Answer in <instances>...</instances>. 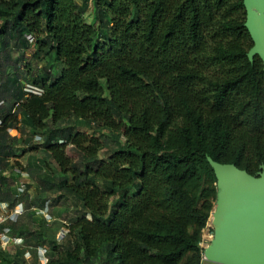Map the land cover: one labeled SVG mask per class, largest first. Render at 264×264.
Returning a JSON list of instances; mask_svg holds the SVG:
<instances>
[{"label": "trees", "instance_id": "trees-1", "mask_svg": "<svg viewBox=\"0 0 264 264\" xmlns=\"http://www.w3.org/2000/svg\"><path fill=\"white\" fill-rule=\"evenodd\" d=\"M245 20L243 0H0V204L26 209L0 264H40V246L46 264H201L210 159L264 165V68ZM34 43L41 67L24 64ZM17 167L35 195H18ZM69 199L59 241L64 223L32 207Z\"/></svg>", "mask_w": 264, "mask_h": 264}, {"label": "water", "instance_id": "water-1", "mask_svg": "<svg viewBox=\"0 0 264 264\" xmlns=\"http://www.w3.org/2000/svg\"><path fill=\"white\" fill-rule=\"evenodd\" d=\"M245 26L253 40L248 52L264 68V0H243ZM218 178L214 209L215 237L205 258L217 264H264V165L257 175L234 163L210 159Z\"/></svg>", "mask_w": 264, "mask_h": 264}, {"label": "built area", "instance_id": "built-area-1", "mask_svg": "<svg viewBox=\"0 0 264 264\" xmlns=\"http://www.w3.org/2000/svg\"><path fill=\"white\" fill-rule=\"evenodd\" d=\"M27 38L32 42L34 41V37L31 34L27 35ZM25 90L29 93H35L38 95H42L43 89L39 88L34 85L25 86ZM1 124V120H0ZM36 140H40L41 136L37 135ZM23 165V164H22ZM16 171L21 173L22 178L17 184L18 188V195L22 196L27 188H26V181L28 180V173L23 170L21 167H17ZM49 201H46L43 207H32V210L36 211L38 214L42 215L46 218L49 222L50 214H49ZM215 209V207H214ZM214 209L211 212L205 226L201 231V238L199 241V245L201 248V264H214V262H210L205 258L204 251L208 248L214 237H215V223H214ZM25 205L23 202H18L14 207H11L7 202H2L0 204V248H8L11 245H21L23 244L24 240L22 237H17L12 235L10 222H15L19 219V217L25 212ZM39 255L42 257V264L47 263L46 259V248L38 247ZM26 256L30 257V253L26 252ZM217 264V263H215Z\"/></svg>", "mask_w": 264, "mask_h": 264}, {"label": "rangeland", "instance_id": "rangeland-1", "mask_svg": "<svg viewBox=\"0 0 264 264\" xmlns=\"http://www.w3.org/2000/svg\"><path fill=\"white\" fill-rule=\"evenodd\" d=\"M89 21H92V18L89 17ZM37 46L36 44H32L31 48L27 51V57H26V61L24 62V64L26 65L28 62H31V64L33 65V67L35 66V64H39V66H43L45 63H46V60H36L35 58H32V55L33 53L35 52ZM26 71V69H25ZM30 84L26 83L25 86H29ZM19 124V123H18ZM1 125V124H0ZM20 125V124H19ZM9 131L13 134L16 133L15 130L13 129H9ZM19 132V131H18ZM39 135V134H37ZM36 135V136H37ZM40 136V135H39ZM35 141L36 138L34 139ZM38 142V141H37ZM102 154V156H105L106 155V152L104 151H101L100 152ZM74 154H76V152H74ZM77 155V154H76ZM23 156H26L28 157L29 156V153H26L25 155ZM23 156L19 157V158H22L21 160H23ZM24 157V159L26 158ZM22 164V162H21ZM23 166V165H22ZM29 175V174H28ZM28 180L30 182V184H27L26 185V192L30 191L31 195H35L36 193V188H35V185L33 182H31V176L28 177ZM75 202L73 199H69L68 200V203H66L64 200H62L58 206H55L53 209H52V214L50 213V210H49V213H50V219L51 221L49 222L51 224V222H55L56 220H59L61 222H63L64 224L61 225L59 227V229L56 231V237L59 241H63L64 239L67 238L68 236V233H69V229L67 228V226L71 223V220L75 217L76 215V212H75ZM56 219V220H55ZM55 220V221H54ZM51 227H55V224L51 225ZM14 251V249H12V252ZM32 255L30 257H25L26 258V264H35V259H34V255L33 253H31ZM38 255V258H39V261H40V264H42V257L39 255V251L37 253ZM47 259V257H46ZM39 264V263H38ZM215 264V263H214Z\"/></svg>", "mask_w": 264, "mask_h": 264}, {"label": "crops", "instance_id": "crops-1", "mask_svg": "<svg viewBox=\"0 0 264 264\" xmlns=\"http://www.w3.org/2000/svg\"><path fill=\"white\" fill-rule=\"evenodd\" d=\"M24 157H26V156H23V160H21L22 158H19V160L22 162L23 166L25 167V166H27L29 156L26 157L25 159H24ZM6 173H7V171H6Z\"/></svg>", "mask_w": 264, "mask_h": 264}, {"label": "clouds", "instance_id": "clouds-1", "mask_svg": "<svg viewBox=\"0 0 264 264\" xmlns=\"http://www.w3.org/2000/svg\"><path fill=\"white\" fill-rule=\"evenodd\" d=\"M36 137V136H35ZM37 141H39V140H37Z\"/></svg>", "mask_w": 264, "mask_h": 264}]
</instances>
